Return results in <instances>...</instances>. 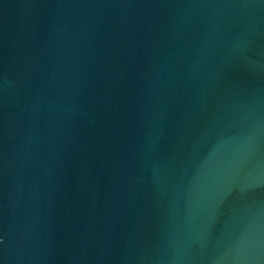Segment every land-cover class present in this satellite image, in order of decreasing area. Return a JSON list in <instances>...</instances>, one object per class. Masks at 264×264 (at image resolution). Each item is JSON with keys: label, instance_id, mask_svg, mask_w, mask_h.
I'll list each match as a JSON object with an SVG mask.
<instances>
[{"label": "water", "instance_id": "95a60500", "mask_svg": "<svg viewBox=\"0 0 264 264\" xmlns=\"http://www.w3.org/2000/svg\"><path fill=\"white\" fill-rule=\"evenodd\" d=\"M0 264H264V0H0Z\"/></svg>", "mask_w": 264, "mask_h": 264}]
</instances>
